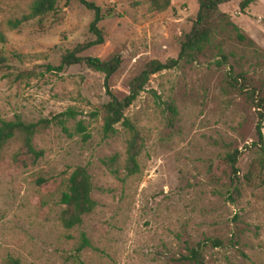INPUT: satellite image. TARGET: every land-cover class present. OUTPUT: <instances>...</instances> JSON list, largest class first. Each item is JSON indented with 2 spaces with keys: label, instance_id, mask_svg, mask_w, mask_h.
<instances>
[{
  "label": "rangeland",
  "instance_id": "1",
  "mask_svg": "<svg viewBox=\"0 0 264 264\" xmlns=\"http://www.w3.org/2000/svg\"><path fill=\"white\" fill-rule=\"evenodd\" d=\"M88 1L114 11L99 24L104 43L84 55L121 57L109 80L118 99L147 63L177 59L198 11V0H172L162 13L152 12L148 0ZM240 1L219 11L245 41L230 27L219 31L206 57L154 75L126 111L145 145L140 173L117 178L104 162L114 155L123 162L126 134L119 126L118 134L105 137L101 119L93 116L109 102L105 76L84 66L45 70L57 66L65 51L95 39L89 31L93 12L77 0H58L55 15L10 31L7 22L26 13L33 0H0V119L36 123L69 110L76 114L64 127L36 135L43 157L35 165L14 161L19 141L0 153V264L10 258L20 264H180L175 258L207 238L223 246L205 251L206 264H264V186L240 185L232 201L231 170L222 163L225 153L255 140L257 122L244 96L226 84V72H243L264 94V0L244 14ZM219 52L227 57L221 65ZM165 103L174 104L176 116ZM252 158L246 152L239 160L240 178ZM78 167L91 177L96 208L67 231L60 196ZM83 237L89 246L78 252Z\"/></svg>",
  "mask_w": 264,
  "mask_h": 264
},
{
  "label": "trees",
  "instance_id": "2",
  "mask_svg": "<svg viewBox=\"0 0 264 264\" xmlns=\"http://www.w3.org/2000/svg\"><path fill=\"white\" fill-rule=\"evenodd\" d=\"M85 9L93 12L94 18L89 26L90 33L94 40L76 45L74 48L65 51L57 66L46 65L45 70L49 73H61L65 68L73 66H84L87 69L105 76V85L109 102L99 108L94 117H99L102 121V131L105 137H113L118 134L117 127H121L126 134L125 158L121 163L119 157L114 155L105 160V165L111 173L119 178L124 174L126 178L134 177L140 173L138 158L144 148V139L138 128L130 121L125 113L134 104L137 98L143 93L151 78L164 71L176 69L181 63H198L207 56L209 48L219 31L232 28L240 41L246 38L241 34L231 17L219 11V7L232 2L233 0H198V11L193 21L191 30L180 42V52L177 59L167 60L162 63L157 60L150 61L145 65L141 73L129 84L128 94L118 99L109 88L110 78L120 69L122 59L115 55L108 60H100L93 56H85V52L95 46L104 43V34L99 24L105 19L113 16L114 11L107 9L103 11L95 3L88 0H77ZM256 0H241L239 10L245 11ZM150 10L154 13L166 11L172 4V0H148ZM58 0H33L28 11L19 18L7 22V28L14 31L30 22L42 23L57 12ZM0 40L5 38L0 34ZM253 44V42H250ZM220 61L218 65L227 62V57L219 52ZM4 56L0 52V65L4 64ZM226 84L230 89L244 96L256 115L255 140L249 145H245L242 150L227 152L222 157V163L231 170L230 181L233 186L230 199L240 196V185L249 188H260L264 186V94L257 90L245 77L243 72H235L233 67L225 74ZM167 110L176 116V108L173 103H165ZM75 112L69 110L50 119H41L36 123L25 122L20 117L12 120L0 119V153L11 142L19 141L21 149L14 156V161L24 167L33 166L43 157V152L34 146L36 135L49 129L51 126L64 127L65 124L75 118ZM253 153L247 172L242 178L239 176L237 167L239 160L244 153ZM40 182L44 179L40 178ZM92 180L86 168H76L65 183V190L61 193L60 204L63 210L60 214L62 227L69 231L82 225L84 217L90 215L96 208V202L92 198ZM89 246L85 237L78 250ZM223 246L217 239L207 238L199 242L195 247H187L185 253L175 258V262L180 264H206L205 251L207 249H218ZM8 264H20L19 260L10 258ZM81 264V263H78Z\"/></svg>",
  "mask_w": 264,
  "mask_h": 264
}]
</instances>
